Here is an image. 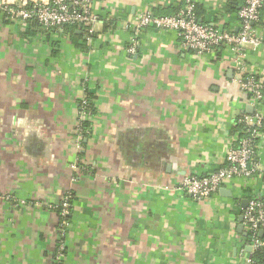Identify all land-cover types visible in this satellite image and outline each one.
I'll use <instances>...</instances> for the list:
<instances>
[{
	"label": "crops",
	"instance_id": "obj_1",
	"mask_svg": "<svg viewBox=\"0 0 264 264\" xmlns=\"http://www.w3.org/2000/svg\"><path fill=\"white\" fill-rule=\"evenodd\" d=\"M189 0H97L98 21L38 29L0 16V264H244L239 216L264 176L206 199L176 190L226 164L249 108L228 46L197 55L174 30L135 31L132 12L170 15ZM204 23L236 31L243 0H192ZM87 26V27H86ZM264 37V6L256 24ZM135 46V53L128 48ZM247 73L264 77V48ZM247 74V75H248ZM93 108L81 148L78 104ZM264 111V103L255 106ZM255 156L264 174V129ZM71 194L65 255L56 205ZM264 195V194H263ZM252 258V257H251Z\"/></svg>",
	"mask_w": 264,
	"mask_h": 264
},
{
	"label": "built area",
	"instance_id": "obj_2",
	"mask_svg": "<svg viewBox=\"0 0 264 264\" xmlns=\"http://www.w3.org/2000/svg\"><path fill=\"white\" fill-rule=\"evenodd\" d=\"M97 0H0V16L10 21L25 22L35 20L45 30H63L66 26L89 25V30L98 21L95 10ZM264 0H243L237 11L238 28L224 29L220 26L202 22L195 14V4L192 0L177 12L170 15L154 16L148 11L132 12L130 19L135 31L145 27L174 30L182 40L183 46L197 55L210 53L220 47L228 46L233 56L234 78L241 90L249 96V108L242 112L239 122L246 126L245 134L231 137L225 153L224 166L205 175H187L176 186V190L191 195L196 200L206 199L215 194L220 188L231 181L248 183L253 177L263 175L255 156L254 142L259 138L264 124V111L256 108L264 103V77L249 73L243 60L247 47L257 50L264 48V37L257 33L256 24L260 19ZM130 54L135 53V46L128 48ZM249 72V71H248ZM92 105L87 98L78 104L77 120L74 127L75 143L81 144V122L89 120ZM85 141V138L84 140ZM264 189V186H263ZM264 194V192H262ZM253 194L242 211V225L249 234V240L242 244L251 251L264 246V240L258 237V232L264 233V195ZM71 194L66 193L56 205L59 208L60 222L56 246V261L63 257L64 227L69 214ZM244 264H254L251 257H245ZM264 264V262H263Z\"/></svg>",
	"mask_w": 264,
	"mask_h": 264
},
{
	"label": "trees",
	"instance_id": "obj_3",
	"mask_svg": "<svg viewBox=\"0 0 264 264\" xmlns=\"http://www.w3.org/2000/svg\"><path fill=\"white\" fill-rule=\"evenodd\" d=\"M194 11H195V8H194ZM175 13V12H174ZM173 13V14H174ZM196 14V12H195ZM197 16V15H196ZM5 20H8L6 18H4ZM201 20V19H200ZM202 21V20H201ZM203 22V21H202ZM26 24H32L34 27L38 28V29H43L42 27L39 26V24L35 21V20H28V21H25ZM87 27V26H86ZM78 28H83L82 25H74V26H66L64 28V30H68L70 32V34L74 37V36H77V31H78ZM248 73H246L245 75H247ZM93 113V108H92V112L91 114ZM81 129H82V138H81V143L82 145L84 144V138L87 137V134H88V126H89V120H84L81 122ZM235 129L236 131L239 132V135H243L245 134V131H246V126L241 124L240 122H237V124L235 125ZM264 129V124L262 126V130ZM70 201H72V199L70 198ZM57 210V213H58V217H59V220H58V223L60 222V216H59V208L57 207L56 208ZM68 216H66V220H67ZM262 232V231H261ZM258 237L260 239H263L264 240V233L262 232L261 235H259V232H258ZM245 238H249V234L245 235ZM249 240V239H248ZM65 249V248H64ZM250 256L252 257V259L254 260V264H263L264 262V246L263 247H260L258 249H255L253 250L251 253H249Z\"/></svg>",
	"mask_w": 264,
	"mask_h": 264
},
{
	"label": "water",
	"instance_id": "obj_4",
	"mask_svg": "<svg viewBox=\"0 0 264 264\" xmlns=\"http://www.w3.org/2000/svg\"><path fill=\"white\" fill-rule=\"evenodd\" d=\"M220 191V190H219ZM239 225L237 226V229H238V231H241V229H242V226H241V222H242V216H239ZM262 234V232L261 231H259V235H261Z\"/></svg>",
	"mask_w": 264,
	"mask_h": 264
},
{
	"label": "rangeland",
	"instance_id": "obj_5",
	"mask_svg": "<svg viewBox=\"0 0 264 264\" xmlns=\"http://www.w3.org/2000/svg\"><path fill=\"white\" fill-rule=\"evenodd\" d=\"M74 140H75V136H74ZM75 145L77 146V148H81V147H82L81 144L79 145V144H76V143H75ZM59 234H60V232H58V235H59ZM56 246H57V245H56ZM56 251H57V249H56ZM56 251H55V253H56ZM62 253H63V255H65V249H64V248H63ZM61 260H62V259H60V261H61ZM60 261H59V262H60Z\"/></svg>",
	"mask_w": 264,
	"mask_h": 264
}]
</instances>
